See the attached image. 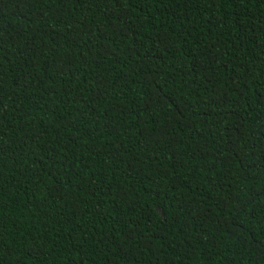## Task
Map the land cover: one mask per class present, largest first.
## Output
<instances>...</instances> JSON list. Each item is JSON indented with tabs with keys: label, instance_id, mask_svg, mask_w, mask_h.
<instances>
[{
	"label": "trees",
	"instance_id": "trees-1",
	"mask_svg": "<svg viewBox=\"0 0 264 264\" xmlns=\"http://www.w3.org/2000/svg\"><path fill=\"white\" fill-rule=\"evenodd\" d=\"M0 264H264V0H0Z\"/></svg>",
	"mask_w": 264,
	"mask_h": 264
}]
</instances>
